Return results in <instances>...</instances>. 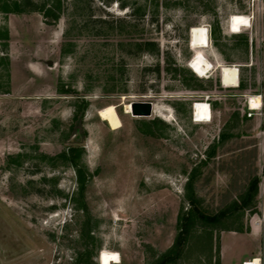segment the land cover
I'll list each match as a JSON object with an SVG mask.
<instances>
[{
	"label": "rangeland",
	"instance_id": "374dc122",
	"mask_svg": "<svg viewBox=\"0 0 264 264\" xmlns=\"http://www.w3.org/2000/svg\"><path fill=\"white\" fill-rule=\"evenodd\" d=\"M60 2L57 22L0 12V264H100L103 250L156 264L191 195L211 218L253 179L254 208L199 221L177 264H264V0ZM233 14L251 26L231 33ZM192 27L209 32L207 78L188 67ZM218 65L238 69V87L223 86ZM144 102L163 116L126 113ZM196 102L210 104V123L194 122ZM111 105L118 130L98 116ZM71 148L82 149L83 195L60 157Z\"/></svg>",
	"mask_w": 264,
	"mask_h": 264
},
{
	"label": "trees",
	"instance_id": "16d2710c",
	"mask_svg": "<svg viewBox=\"0 0 264 264\" xmlns=\"http://www.w3.org/2000/svg\"><path fill=\"white\" fill-rule=\"evenodd\" d=\"M60 11V0H45L42 4H39L38 2H36V0H0V12L6 15H21L30 12H41L43 13L46 20L57 22L60 18ZM216 33L217 28H213L212 35L215 39H217ZM80 110L81 109H79V112H77V114L80 113L82 116L84 108L81 111ZM75 119H77V116ZM81 151L82 149L80 148H71L68 153L65 152L60 157L63 161L70 163L71 165H73V167L76 168L77 181L79 184V194L83 195L86 189L87 177L85 172L80 169L77 164V159ZM194 173L191 176V183L188 184V187L190 185L189 190L191 189L192 181H194ZM258 184V179H253L250 182L246 192L239 197L238 201L234 202L231 207L222 210L217 215L211 216V218L206 213L199 212V209L194 206V195H191L189 201L193 207L190 209L189 213L182 214V216L180 217V223L182 226H180L181 230L179 229L180 232L176 238L174 245L165 254L163 260L160 262L158 261L156 264H177V262L182 259L187 249L192 230L195 225L199 223V221L203 223H206L208 221L209 224L212 220L213 226L216 227L222 225L221 223L224 222V220H226L228 217L237 215V213L240 212L243 213L248 209L254 208V201L258 195ZM229 231L232 230H230L229 228ZM234 231L238 233L243 232V230L240 228H237Z\"/></svg>",
	"mask_w": 264,
	"mask_h": 264
},
{
	"label": "bare ground",
	"instance_id": "6f19581e",
	"mask_svg": "<svg viewBox=\"0 0 264 264\" xmlns=\"http://www.w3.org/2000/svg\"><path fill=\"white\" fill-rule=\"evenodd\" d=\"M251 26V18L246 15L233 14L229 21V29L233 34H240L244 28ZM210 45L209 32L205 27H192L190 30V48L194 51L193 58L188 62V67L199 77L207 78L208 74L214 70V65L205 56L204 50ZM221 73L222 84L225 87H238L239 71L236 67L218 65ZM251 110H259L261 101L259 97H250ZM126 113L131 114V104L125 105ZM153 114L163 116L162 111L153 105ZM98 116L106 122L112 130L121 128L122 123L114 105L107 106L98 111ZM194 122L206 124L212 121L211 107L205 102H196L193 106ZM100 264H120V256L115 252L103 250L99 258ZM245 264H261V260L255 257Z\"/></svg>",
	"mask_w": 264,
	"mask_h": 264
},
{
	"label": "water",
	"instance_id": "95a60500",
	"mask_svg": "<svg viewBox=\"0 0 264 264\" xmlns=\"http://www.w3.org/2000/svg\"><path fill=\"white\" fill-rule=\"evenodd\" d=\"M131 114L135 117H151L153 115V104L150 102L132 103Z\"/></svg>",
	"mask_w": 264,
	"mask_h": 264
},
{
	"label": "crops",
	"instance_id": "0c3cea01",
	"mask_svg": "<svg viewBox=\"0 0 264 264\" xmlns=\"http://www.w3.org/2000/svg\"><path fill=\"white\" fill-rule=\"evenodd\" d=\"M234 88H236V87H234ZM252 229H253V226H252ZM258 258H259V257H258ZM253 259H254V258H253ZM253 259H252V260H253ZM260 260H261V259H260ZM250 261H251V260H250ZM247 262H249V261H246L245 263H247ZM262 262H263V261L261 260V264H262Z\"/></svg>",
	"mask_w": 264,
	"mask_h": 264
},
{
	"label": "built area",
	"instance_id": "2783aa9c",
	"mask_svg": "<svg viewBox=\"0 0 264 264\" xmlns=\"http://www.w3.org/2000/svg\"><path fill=\"white\" fill-rule=\"evenodd\" d=\"M208 101V100H207ZM210 105V104H209ZM245 264V263H244Z\"/></svg>",
	"mask_w": 264,
	"mask_h": 264
}]
</instances>
